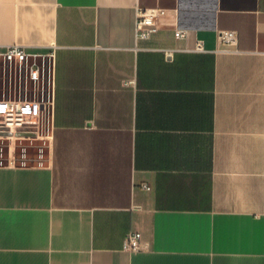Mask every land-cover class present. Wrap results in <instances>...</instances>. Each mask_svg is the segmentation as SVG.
I'll use <instances>...</instances> for the list:
<instances>
[{
    "label": "crops",
    "instance_id": "obj_1",
    "mask_svg": "<svg viewBox=\"0 0 264 264\" xmlns=\"http://www.w3.org/2000/svg\"><path fill=\"white\" fill-rule=\"evenodd\" d=\"M11 45L53 104L0 142V264H264V0H0Z\"/></svg>",
    "mask_w": 264,
    "mask_h": 264
},
{
    "label": "built area",
    "instance_id": "obj_2",
    "mask_svg": "<svg viewBox=\"0 0 264 264\" xmlns=\"http://www.w3.org/2000/svg\"><path fill=\"white\" fill-rule=\"evenodd\" d=\"M160 10L140 9L138 13V33L142 39H149L158 30L157 22ZM187 33L183 30L176 32L179 39L186 38ZM197 51H203V44L199 42ZM54 53L41 54L33 53L19 45L0 46V76L5 69V63L17 62L28 63V74L32 80H39ZM52 100L49 98L38 101L26 98L0 100V132L8 135L24 133L29 127H36L44 115H48ZM35 132V131H34ZM145 188L149 189L148 185ZM142 235L138 232H129L124 241V248L128 251L142 250Z\"/></svg>",
    "mask_w": 264,
    "mask_h": 264
},
{
    "label": "rangeland",
    "instance_id": "obj_3",
    "mask_svg": "<svg viewBox=\"0 0 264 264\" xmlns=\"http://www.w3.org/2000/svg\"><path fill=\"white\" fill-rule=\"evenodd\" d=\"M51 71L49 66L41 76L39 80H32L26 70L25 65L17 63L15 61L5 63V69L0 76V100L5 98L9 99H20L26 98L29 100H44L49 98L50 87H51ZM35 131V132H34ZM47 132V115L41 118V122L26 129L24 133L17 134L16 139H10L8 135L0 132V142H4L7 154L14 140H17L18 145L22 142L29 143L33 140H37L40 144L45 143V136ZM34 137H40L34 139ZM0 145V150H1ZM1 153V151H0ZM1 158V157H0Z\"/></svg>",
    "mask_w": 264,
    "mask_h": 264
}]
</instances>
